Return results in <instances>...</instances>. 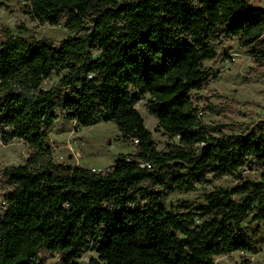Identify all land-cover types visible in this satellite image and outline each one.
<instances>
[{
    "label": "trees",
    "instance_id": "obj_1",
    "mask_svg": "<svg viewBox=\"0 0 264 264\" xmlns=\"http://www.w3.org/2000/svg\"><path fill=\"white\" fill-rule=\"evenodd\" d=\"M41 24H65L59 43L5 29L0 41V139L34 149L6 168L0 264H217L255 251L245 221L264 222V118L241 132L202 122L205 61L237 39L264 64V7L250 0H26ZM263 66V65H262ZM57 77V80H54ZM53 85L47 87L49 81ZM193 92H196L194 95ZM159 121L162 151L137 105ZM211 110V109H210ZM115 124L135 153L106 172L55 163L47 131L58 119ZM247 168L232 189L168 211L165 200ZM240 197V200L237 199ZM248 263L249 261H245Z\"/></svg>",
    "mask_w": 264,
    "mask_h": 264
},
{
    "label": "rangeland",
    "instance_id": "obj_2",
    "mask_svg": "<svg viewBox=\"0 0 264 264\" xmlns=\"http://www.w3.org/2000/svg\"><path fill=\"white\" fill-rule=\"evenodd\" d=\"M264 7V0H250ZM5 29L23 37L59 43L73 36L65 24L52 27L34 20L27 12L26 0H0V41ZM219 57L205 61L207 68L213 69L214 76L201 92L199 106L205 109L201 117L208 126L224 125V133L241 132L247 125L257 123L264 118V64H258L253 56L239 46L234 39L219 52ZM57 80V77H54ZM53 81L46 86H52ZM195 95L196 92H193ZM147 100L141 101L137 109L142 115L147 129L152 132L157 149L162 151L169 143L167 134L159 121L148 114ZM211 109V110H210ZM58 119L47 131L46 146L52 150L55 163L79 166L96 172H106L114 166L120 155L135 153L134 145L126 143L115 124L99 122L90 127H83L76 121L67 120L58 112ZM34 153V149L23 141L15 140L4 145L0 139V185L2 172L6 168L16 167L25 162ZM260 169L247 168L242 173L213 180L205 186H198L192 191L170 194L165 205L170 212H178L184 205L200 206L204 204L206 193L215 188H234L240 177L259 181ZM0 187V211L2 195ZM240 200V197H237ZM248 235L254 243L255 251L248 254L233 253L215 258L217 264H264V222L253 221L252 215L245 221ZM94 254L86 253L80 260L87 264ZM41 259L46 264H62L58 254L42 252ZM249 261L246 263L245 261Z\"/></svg>",
    "mask_w": 264,
    "mask_h": 264
},
{
    "label": "built area",
    "instance_id": "obj_3",
    "mask_svg": "<svg viewBox=\"0 0 264 264\" xmlns=\"http://www.w3.org/2000/svg\"><path fill=\"white\" fill-rule=\"evenodd\" d=\"M202 115V113H200ZM96 172V171H95ZM4 205V202L2 203Z\"/></svg>",
    "mask_w": 264,
    "mask_h": 264
}]
</instances>
